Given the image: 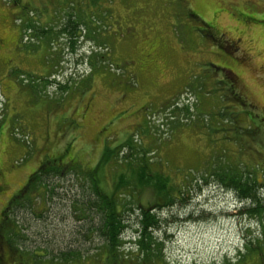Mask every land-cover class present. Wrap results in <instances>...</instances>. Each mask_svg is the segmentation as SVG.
<instances>
[{"label": "rangeland", "instance_id": "374dc122", "mask_svg": "<svg viewBox=\"0 0 264 264\" xmlns=\"http://www.w3.org/2000/svg\"><path fill=\"white\" fill-rule=\"evenodd\" d=\"M128 141L135 151L101 164ZM54 159L47 190L35 178L20 196ZM125 159L184 185L183 200L157 209L165 261L150 264H264V0H0V209L20 196L18 249L48 257L40 264H111L86 230L97 222L86 173L96 166L109 192ZM224 168L253 175L258 203L215 176ZM129 192L117 198L128 227L114 264H149L129 242L154 193ZM1 250L3 264H33ZM70 250L86 258L52 261Z\"/></svg>", "mask_w": 264, "mask_h": 264}, {"label": "trees", "instance_id": "16d2710c", "mask_svg": "<svg viewBox=\"0 0 264 264\" xmlns=\"http://www.w3.org/2000/svg\"><path fill=\"white\" fill-rule=\"evenodd\" d=\"M251 20L253 21L255 19L251 18ZM27 24L30 27L33 26L32 22H28ZM227 78L234 85V82H232L229 77ZM233 85H230V87L234 88ZM125 146L129 147L131 151H135L134 148L136 147L130 145L129 141L117 148L106 147L102 152L103 157H101V164L114 157L117 158V150L120 151L121 149H125ZM144 153L146 154L148 151L145 150ZM128 160L129 159L124 160L126 163V171L118 173V176H116L117 179L114 180L113 186H111V190L109 192H107L108 190L104 191L100 188L97 179L98 176L96 166L93 170L88 171L89 173L84 172L87 175H90L91 179V191H89V194L85 196L84 199L87 203V207L93 211L97 219L95 225H86V230L92 237H97L101 242L93 255L97 254L96 256L98 258L101 255H105L106 259L108 258L112 261L111 264H114V260L121 255L120 251H122L126 242L124 234L128 225H124V211H122V209L118 210L117 208V198L119 197V193L127 190L130 191L128 196L133 197V193L136 192L139 187H145L149 188L154 193L155 202L154 205H149L147 208L140 204L138 205L137 215L140 225H137V229H135L136 234L132 237L134 239H132L129 243L136 248L137 253L140 252L144 257V259H142L143 263L150 264L156 262V260L165 261L163 259L164 242L154 236V232H156V230H158L162 225V220L157 216V209L166 206L172 207L175 205L177 200H183L185 193L183 188L184 185L177 187L169 180L168 175H165L162 171L152 169L150 166V159H135L137 160L135 164L131 160ZM59 166V164L55 163V159L47 161L43 165L39 166L38 169L31 175L29 182L24 187L23 191L25 194L27 195L32 187V189H36L35 186H32V182L35 178L36 181H39V185L43 184L47 190V186L49 185L48 183L45 184L47 182V178L50 174H56L57 172L55 170H58ZM224 169L225 170L215 172V176L219 180H221L225 185L230 186V188L238 191L237 195L241 199H251L254 203L258 201L256 197L258 184L257 181L253 179L252 174L251 176L248 174V178L245 180L242 175L236 176L230 169ZM212 176L214 175L212 174ZM25 190L29 192L27 193ZM52 190L53 187L50 188L49 192ZM17 202L20 203L21 201H17V199L12 200L9 210L5 213V218L2 219L0 223V247L2 248V245H5V247H9L11 252L18 250L17 254L25 255L27 253H22V251L15 245L17 244L16 242L19 240V235L21 233V226L17 225L12 217L13 208ZM255 208L257 209V207ZM255 208L253 209L252 207L250 211L255 210ZM246 228H251V226L246 225ZM238 252L240 255L241 249H238ZM27 255L31 257L33 264H40L44 260L48 259V257L42 259L41 255L35 253ZM84 258H86V256H83L80 252L70 250L59 253L58 255H53L51 259L52 261L71 263L76 260H83ZM228 259L230 258L225 256L224 260L228 262L227 264H231ZM4 260L5 257L1 250L0 264H3Z\"/></svg>", "mask_w": 264, "mask_h": 264}, {"label": "flooded vegetation", "instance_id": "af4514ba", "mask_svg": "<svg viewBox=\"0 0 264 264\" xmlns=\"http://www.w3.org/2000/svg\"><path fill=\"white\" fill-rule=\"evenodd\" d=\"M249 19V18H248ZM251 20V19H250ZM41 166V165H40ZM24 187L25 186H23V189H24ZM21 189H22V187H21ZM20 189V190H21ZM23 189L20 191V193H19V195L21 196V194L24 192L23 191ZM18 191V192H19ZM25 194V193H24ZM15 196H17V195H12L11 197H10V199L8 200V202L6 203V205L4 206V207H2L1 209H0V223H1V221H2V219H4L5 218V213L8 211V209L10 208V206H11V202H12V200H14V197ZM20 196H17V197H20ZM16 198V197H15Z\"/></svg>", "mask_w": 264, "mask_h": 264}]
</instances>
